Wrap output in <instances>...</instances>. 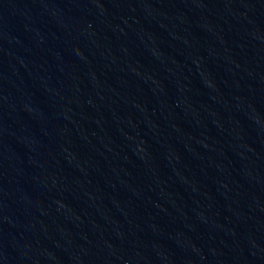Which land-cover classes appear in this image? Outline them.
I'll return each mask as SVG.
<instances>
[{
  "label": "water",
  "instance_id": "1",
  "mask_svg": "<svg viewBox=\"0 0 264 264\" xmlns=\"http://www.w3.org/2000/svg\"><path fill=\"white\" fill-rule=\"evenodd\" d=\"M0 264H264V0H0Z\"/></svg>",
  "mask_w": 264,
  "mask_h": 264
}]
</instances>
